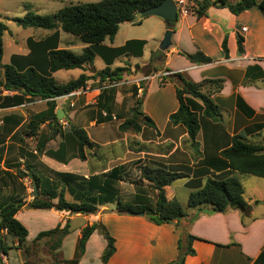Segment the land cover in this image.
<instances>
[{"label":"crops","instance_id":"1","mask_svg":"<svg viewBox=\"0 0 264 264\" xmlns=\"http://www.w3.org/2000/svg\"><path fill=\"white\" fill-rule=\"evenodd\" d=\"M185 1L192 3V0ZM239 1L228 0L227 3ZM143 25L147 28L145 35L126 38L123 43L143 41L140 56L128 53L123 57H143L145 48L151 43L152 50L157 51L167 31L171 32L170 45L143 66L134 64L132 67L126 63L123 73L129 78L113 79L119 84L113 87L115 89L103 91L96 88L97 84L108 79L102 81L96 77L89 80L85 88L72 92V95L47 100L5 91L4 82L0 85V206L16 200L28 204L35 197L45 199L48 195L56 198L61 191L67 202L78 203L82 196L90 192L93 196L102 194L100 188L109 182L108 175L113 169L120 170L122 179L111 181L110 191L115 199H121L119 187L124 182L123 178L133 171L129 164L140 159L146 161L142 168L164 169L186 176L176 180H183L179 188H189L181 197L175 190L176 181L163 188L168 200L174 199L183 207L189 193L202 186L206 179L234 177L243 188V198L249 206L248 219L244 223L238 211L208 215V208L188 210L189 216H197L189 228V234L196 239L191 245L194 254L186 256L184 264H264V204L261 203L264 202V183L260 178L229 170L219 155L224 146L229 145L233 135L243 136L246 142L257 138L262 141L264 137V16L256 8L233 15L226 7H210L204 16L197 18L190 6L188 15H177L173 30H167L165 21L158 17L142 19L138 26ZM238 37L243 40L242 53L237 49ZM224 41L227 57L222 50ZM61 46L62 40L59 39L58 49H65ZM197 52L212 62L195 65L181 55ZM91 72L94 74L97 71ZM165 73L167 76L182 74L194 83L206 80L223 82L221 91L212 99L221 110L225 126L222 122L202 119L197 136V154L188 143L185 129L169 123V116L177 110L178 104L168 113V123L164 129H160L143 109L152 84L157 90L170 86L174 91L168 77L160 85L159 76ZM56 74H52L54 79ZM140 85L143 90L140 97L142 112L154 126H142L138 133L120 132L118 126L129 116L133 99L129 92L118 88H136ZM128 99L131 101L128 102ZM50 103L54 105L52 111ZM58 111L61 112V119H57ZM42 114L46 115L47 120L29 135L30 122ZM70 126L84 130L89 140L99 146L90 152L86 162L77 157V143ZM31 175L41 180V189L32 185ZM59 175H71L79 180H62ZM28 184L32 185L33 193H30ZM139 184L145 188L151 186L140 176ZM154 192V199L138 192L133 193V200L130 201L153 208L156 202ZM114 207V203L104 204L98 207L95 215L87 216L22 208L15 219L27 230V246L38 234L62 227L68 222L70 233L54 251L61 255L63 262L76 259L77 264H102L100 257L106 242L97 235V231L86 242L84 254L77 257L81 230L100 223L114 239L115 251L106 264H173L178 256L177 241L181 228L173 224L154 225L144 215H119ZM75 219H81L82 223L73 229ZM7 239L12 249L3 256L0 264L30 263V255L26 256L16 248V239ZM37 243L44 246L51 241L43 238ZM92 253L94 263L90 256Z\"/></svg>","mask_w":264,"mask_h":264},{"label":"trees","instance_id":"2","mask_svg":"<svg viewBox=\"0 0 264 264\" xmlns=\"http://www.w3.org/2000/svg\"><path fill=\"white\" fill-rule=\"evenodd\" d=\"M164 0H100L95 3H77L64 7L63 9L50 14L39 15L28 11L23 18L17 19L16 23L22 29H41L44 31H61L76 37L85 47L81 53L76 54L68 49H58L57 42L53 46H45V62L35 65L31 63L23 70L17 69L12 63L3 65L5 91L17 92L23 96L38 97L41 99L54 100L65 97L74 91L85 88L87 82L99 77L100 80H118L124 68L111 70L109 65L114 57L133 53L140 56L143 41L127 42L123 47L117 49H105L104 62L106 67L89 76L85 73L78 78L72 79L64 84L58 83L52 74L58 71L82 70L87 66H92L95 58L96 47H99L106 39L112 41L115 37L119 25L127 23L138 26L141 20L146 18L145 11L149 8L159 6ZM228 0H192L191 12L201 18L210 7H226L233 15L250 8H256L264 16V0H240L235 4H228ZM138 19V20H137ZM137 20V21H135ZM173 22H165L167 30H173ZM7 31L6 25L0 21V61L3 54V35ZM55 38V37H54ZM58 41L56 36L55 41ZM242 38H237V49L243 52ZM222 50L227 57L226 42L222 43ZM190 63L195 65L210 64L212 60L201 52L195 54L182 53ZM170 83L174 85L175 98L177 100V110L169 116V123L173 126H182L187 134L188 143L195 152L198 153L197 136L200 131L202 119H208L216 123H221L223 116L221 110L213 102L212 96L222 89L221 80H206L202 83H194L182 74L175 73L168 76ZM136 88H133V96L136 95ZM135 97V96H134ZM54 105L50 103L49 108L53 110ZM47 120L45 114L39 115L35 121H31L30 134L34 133L39 124ZM142 126L153 127V122L142 112V100L136 99L129 116L118 126L120 132L131 131L138 133ZM70 131L77 143V157L86 162L91 151H95L99 146L91 142L87 134L82 129L70 126ZM225 160L226 167L236 173L249 175L264 180V137L259 144L246 142L243 136L233 135L229 140V145L224 146L219 153ZM62 180L72 182L79 178L71 175H59ZM181 173H172L164 169H154L143 167L140 169V179L148 182L152 189L156 191V202L152 208L147 204L136 203L134 201H122L115 199L111 193L109 183L121 180L120 170L113 169L108 175L109 182L100 188L102 194L93 196L92 192L82 196L80 202H67L63 192H59L56 198L46 197L40 199L35 197L32 202L26 204L22 200L11 201L0 206V256H6L12 247L8 244L7 238H15L17 249L29 255V247L26 243L27 230L15 219V215L22 208L26 209H47L58 212H68L71 215H95L98 207L108 203H114L115 213L119 215H133L140 213L154 225L173 224L181 228L177 241L178 256L173 264H184L186 256H192L194 251L191 247L196 239L189 234V228L196 220L197 216H189L188 210L200 211L208 208V215L216 213H227L238 211L241 219L245 223L248 219L249 206L243 198V188L240 182L234 177L224 179L205 180L202 186H198L195 191L189 193L186 206L183 207L176 200H168L163 188L171 186L176 180L185 178ZM32 185L41 189V180L31 175ZM48 183V182H47ZM69 185V183H67ZM55 202H52L53 200ZM258 203V202H256ZM264 204V202H261ZM68 222L64 226L42 232L33 240L35 245L43 238H49L53 243L49 246L51 251H56L62 239L70 233ZM99 232L106 242V246L100 257L102 264H106L115 251L114 239L107 229L100 223L86 226L81 230V235L77 243V257H81L85 252V245L89 237L95 232ZM1 262V258H0ZM64 264H77V260L64 261ZM23 264H31L28 261ZM54 264H59L55 262Z\"/></svg>","mask_w":264,"mask_h":264},{"label":"rangeland","instance_id":"3","mask_svg":"<svg viewBox=\"0 0 264 264\" xmlns=\"http://www.w3.org/2000/svg\"><path fill=\"white\" fill-rule=\"evenodd\" d=\"M98 1L100 0H0V21L3 22L7 28V31H5L3 35V58L0 61V85L2 86V83L4 82L2 68L3 65H7L5 63H12L19 70H23L31 63H35V65L41 63L43 65V63L45 62L44 50H42L43 47H51L57 42L58 48L59 39L62 40V48L65 47V49H70L76 54L81 53L82 48L85 46L76 37L63 33L59 30L44 31L41 29L32 28L22 29L17 25V19L23 18V16L28 11L34 12L39 15H50L69 5L77 3H95ZM146 30L147 28L145 27V25L134 27L129 24L120 25L112 41L106 39L99 47L95 48L96 53L95 58L93 60V64L92 66H87L84 69V73L89 76H92L96 72L93 74L91 70L97 72L103 70L106 67V63L104 62L105 49H109L110 47H113L112 49L119 48L123 45L126 38L129 39L133 37L143 36L145 35ZM56 36L58 38V41H55ZM64 44L70 45L65 46ZM152 44L153 43L149 44L145 48L143 57L135 59L129 57L125 58L123 56L114 57L109 65L110 69L114 70L116 68H125L126 70V63H130L132 67L134 64L138 66H143L156 55V50H152ZM81 73L82 71L80 70L59 71L57 72L55 79L59 83H65L70 79L77 78ZM124 74L125 73H122L123 76L121 75L120 77L122 78V80H128L129 77ZM166 77L168 76L164 74L159 76L160 85L164 83V78ZM101 86L102 82L97 84L96 88L99 87L98 89H101ZM118 89L120 91L126 90L127 92H129L130 96L133 99V104L136 99H139L141 97L138 95L137 89H135V97L133 96V87H130L128 89H123V87H119ZM110 90H112V88L103 89V91ZM129 101H131V99H128V102ZM176 104L177 103L174 91L170 86H165L164 88L159 87V89L157 90L155 84H152L146 96V104H144L143 109H145L147 114H150L148 117L152 119L153 122L157 124L160 129H164L166 124L168 123V113H171ZM251 141H248V143L255 144L257 142L256 144H259L262 142L261 140H259V138ZM143 162L144 161L140 159L138 161L134 160L129 164V166L132 167L133 171L131 170L132 172H130V175H128V177L123 178L124 182H122L119 187V196L122 201L133 200V193L137 194L138 192H140V194L142 195L150 197L151 199H154V190L150 186H147L145 188V186L143 187L139 184L140 169L142 168ZM27 180H24V182ZM182 181L183 180L176 181L175 185V190L180 197L186 192H188L189 189L179 188L180 182ZM130 182L133 183L134 186H131ZM261 182L264 183V180L261 179ZM28 188H31L30 193H33L31 184H28ZM246 192L248 193V188H246ZM81 223V219H75L72 223V228L75 229L76 227L81 225ZM97 233V235L100 236L102 240H104L102 235L99 232ZM73 238L74 237H72L71 241L73 240ZM52 244L53 243L51 242L45 244L44 246L38 243H36L35 245H29V255L31 260L30 263L54 264L55 262H58L59 264H64L61 260V255L59 253H54V251H51L49 249V246ZM90 256L93 258L92 263L96 262L94 261V254L92 253ZM0 258L2 259L3 256H0Z\"/></svg>","mask_w":264,"mask_h":264},{"label":"water","instance_id":"4","mask_svg":"<svg viewBox=\"0 0 264 264\" xmlns=\"http://www.w3.org/2000/svg\"><path fill=\"white\" fill-rule=\"evenodd\" d=\"M145 15L147 17H158L163 19L165 22H173L177 21V8L176 4L173 0H164L159 6L149 8L145 11ZM138 20V19H137ZM135 20V21H137ZM170 37L171 32L167 31L164 35L163 40L159 45V49L156 51L157 54H161L163 50L169 47L170 45ZM60 111L57 112V119H61ZM139 216H143V213L138 214Z\"/></svg>","mask_w":264,"mask_h":264},{"label":"built area","instance_id":"5","mask_svg":"<svg viewBox=\"0 0 264 264\" xmlns=\"http://www.w3.org/2000/svg\"><path fill=\"white\" fill-rule=\"evenodd\" d=\"M176 4V8H177V15L178 16H185L188 15L190 13V4L185 1V0H177L175 2ZM244 30V29H242ZM164 75H168V74H164ZM119 84L116 81H112L109 79H106L104 82H102V86H101V90L103 89H107V88H113L115 86H118ZM138 95L141 96L142 93V86L140 85V87H136ZM72 95V94H70Z\"/></svg>","mask_w":264,"mask_h":264}]
</instances>
